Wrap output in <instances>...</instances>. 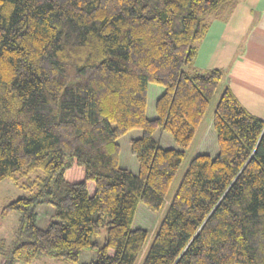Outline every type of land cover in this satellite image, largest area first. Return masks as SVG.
<instances>
[{
	"label": "trees",
	"instance_id": "1",
	"mask_svg": "<svg viewBox=\"0 0 264 264\" xmlns=\"http://www.w3.org/2000/svg\"><path fill=\"white\" fill-rule=\"evenodd\" d=\"M242 1L0 0V183L30 193L1 211L20 214L1 264L74 263L85 249L86 264H135L149 235L139 206L166 208L142 264H264V121L226 71L194 67L210 21ZM218 90V152L194 156L166 203ZM134 130L136 173L118 143ZM48 204L57 221L43 229Z\"/></svg>",
	"mask_w": 264,
	"mask_h": 264
},
{
	"label": "crops",
	"instance_id": "2",
	"mask_svg": "<svg viewBox=\"0 0 264 264\" xmlns=\"http://www.w3.org/2000/svg\"><path fill=\"white\" fill-rule=\"evenodd\" d=\"M209 24L194 67L226 71L224 85L235 100L264 121V0H243L226 20Z\"/></svg>",
	"mask_w": 264,
	"mask_h": 264
},
{
	"label": "rangeland",
	"instance_id": "3",
	"mask_svg": "<svg viewBox=\"0 0 264 264\" xmlns=\"http://www.w3.org/2000/svg\"><path fill=\"white\" fill-rule=\"evenodd\" d=\"M150 90L151 89H149V91ZM220 92L221 91L218 90V93L215 95L213 101L211 102L212 104L206 113L207 116L203 120V123L199 131L196 132L193 139V143L186 151V157L184 159L183 165L177 172L178 174L176 175V178L173 182V186L170 190V193L168 195L169 198L167 199L166 203L170 201V199L173 197V194L176 192L178 186L180 185L179 183L183 178L185 170L189 166L190 160L194 158V156L207 154L210 156V158H214L218 152L217 143H216V134L212 126V120H213L212 112L216 104L215 102L220 95ZM149 101L150 103H148V105L152 106L153 103H151V99ZM151 110H152L151 108L148 110L149 114ZM140 136H141V131L134 130L118 140V143L120 145V152H121L119 158V164L121 165V167L129 171L136 172L138 166L135 157L129 151V143L131 139H136ZM154 137L155 140L160 142L162 147L165 148L175 147L173 139H171V137H169V135L166 133L159 132L156 133ZM30 177L33 178V176ZM29 195L30 193L28 191L22 190L19 185H16L11 180L4 179L0 183V239L6 241L7 245H9L10 242L13 241L15 238L14 234L19 225L18 221L20 214L17 212H11L9 213V215L3 216L1 214V211L5 205L13 202L15 199ZM165 210L166 208H164L160 214H155L150 212L147 208L143 206H139V211L134 219L135 220L134 227L135 228L141 227L149 231V235L147 240L145 241L146 243L141 249L140 255L135 264H142L143 260L145 259L147 255V251L151 246L152 238L154 237L157 227L161 223L162 220L161 218ZM36 212L38 213L36 224L37 226L39 225L43 229L49 226L51 222L57 221L53 206L51 204L38 205L36 208ZM100 233L101 235L97 237L95 240L98 242L100 246H102L107 233L105 229H102ZM96 257H97L96 250L85 249L80 253L77 262L74 263H70L64 260L57 261L53 258L50 259L46 257H40L37 261H35L32 264H86L89 263L90 261L95 260ZM2 261L3 259L0 257V264Z\"/></svg>",
	"mask_w": 264,
	"mask_h": 264
}]
</instances>
